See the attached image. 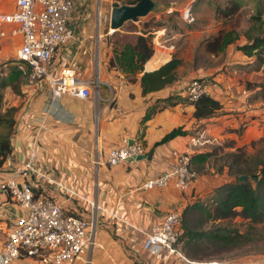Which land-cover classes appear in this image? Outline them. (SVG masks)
I'll return each instance as SVG.
<instances>
[{
	"label": "crops",
	"instance_id": "crops-1",
	"mask_svg": "<svg viewBox=\"0 0 264 264\" xmlns=\"http://www.w3.org/2000/svg\"><path fill=\"white\" fill-rule=\"evenodd\" d=\"M72 2L69 25L73 37L57 49L47 71L58 76L64 68H72L93 93L85 98L66 94L56 99L45 76L32 81L22 72L19 92L11 104L18 107L12 153L0 168V262L9 231L18 218L27 214V209L15 202L1 184L15 168L30 161L34 169L27 180L34 193L52 197L66 213L91 222L87 234L91 242L82 259L72 264H160V260L143 248L147 233L162 224L171 210L183 212L203 201L226 178H211L204 162V167L198 168L197 178L185 191L173 183L156 189H144L142 184L171 170L179 153L191 152L194 158L196 154L215 150L225 139H235L238 145L249 143L252 137L243 135L250 132L258 116L247 117L245 103L249 92H237L227 80L226 72H222L213 77L222 84L210 85V91L223 107L212 118H195L194 101L186 96L185 86L197 77L192 73L198 72L199 77L205 74L199 69L181 74L183 63L177 68L175 81L144 93L140 82L143 73L168 62L173 57L172 50L155 46L143 71L125 72L112 67L113 32L109 18L113 1ZM14 10L16 0H0V13ZM11 27L8 23L0 25L6 30ZM19 46L20 37L4 39L0 62L12 59L15 67ZM235 50L241 60L253 58L238 48ZM166 98H171L173 103L153 111L157 100L164 103ZM242 122L245 134L239 135L233 129ZM175 128H182L183 133L165 139ZM127 142L141 143L145 150L141 155L147 157L137 155L117 165L107 164L109 150ZM167 263L190 264L177 254ZM10 264L39 262L22 256Z\"/></svg>",
	"mask_w": 264,
	"mask_h": 264
},
{
	"label": "built area",
	"instance_id": "built-area-1",
	"mask_svg": "<svg viewBox=\"0 0 264 264\" xmlns=\"http://www.w3.org/2000/svg\"><path fill=\"white\" fill-rule=\"evenodd\" d=\"M112 1L121 3L120 0ZM72 5V0H16V10L0 13V25H12L9 30L0 28V49L4 39L20 37V46L16 51L17 68L32 81L45 76L56 99L66 94L85 98L93 93L92 88L82 83L72 68H64L58 76L50 75L47 71L57 49L73 37V29L69 25ZM167 11L172 12L173 9ZM182 17L188 22L195 20L192 4L184 8ZM171 39L167 29L163 28L156 31L154 43L174 50L175 44L170 42ZM185 92L190 101L211 95L209 83L198 77L189 80ZM144 152L141 143L127 142L123 146L112 147L105 162L117 165ZM97 163L100 161L97 160ZM32 169L28 161L15 168L13 174L1 184V188L15 202L27 209V214L18 218L9 231L2 247L0 264H10L22 256L33 257L39 264H72L82 259L91 242L87 237L91 222L66 213L61 204L48 195L37 196L27 180ZM197 176L192 169V153L182 152L175 158L171 170L148 179L142 188H164L173 183L176 188L185 191ZM181 220L182 212L171 210L162 224L155 225L147 233L144 250L160 260V264H168L169 258L175 254L190 264H204L189 259L179 250Z\"/></svg>",
	"mask_w": 264,
	"mask_h": 264
},
{
	"label": "rangeland",
	"instance_id": "rangeland-1",
	"mask_svg": "<svg viewBox=\"0 0 264 264\" xmlns=\"http://www.w3.org/2000/svg\"><path fill=\"white\" fill-rule=\"evenodd\" d=\"M120 1L122 4L123 0ZM155 1L156 7L147 16L140 17L137 21H127L122 28L118 29V34L116 35L117 46L119 47L123 40L134 41L136 36L134 34H126L124 31H135L137 33L145 32V35L150 37L155 48L154 37L156 31L166 28L167 33L172 38L170 42L175 44V48L172 50L173 55H177L183 61L181 74L192 73L199 69L205 75L199 77L200 75L197 72L196 74L192 73L193 76L202 78L209 85H220L222 84L221 81H216L213 77L219 73L226 72L227 80L237 92L239 90H244L246 94V91L249 92L245 103L248 109L247 117L258 116L255 128L253 127L255 124H251L253 126L246 135H243L245 130H242L243 136L252 137L249 139L250 141H257L256 147L251 145L248 147L250 153H255L264 144L262 141L259 142V139L264 136V91H261V89L264 90V61L261 62L255 56L251 59L241 60L235 49L238 48V45L245 43V32L254 25L252 17L264 12V0ZM191 4L193 5L195 20L188 22L184 20L182 14L184 8ZM235 4H238V10L232 14L227 13L226 11L231 10ZM170 8L173 9L172 12L167 11ZM145 19L149 20L147 28L144 25ZM231 30L240 35L239 39L228 49L214 52L213 56V52L209 50V42L220 32ZM157 48L163 49L159 46ZM11 60H1V76H9L8 74L13 68ZM15 85L10 84L3 90L4 108L11 105L16 99L19 87L18 83ZM244 122L240 123L239 127ZM227 140L225 139L224 141ZM222 152L218 151L215 155L207 158L205 167H208L207 172L210 173L211 178L213 176L225 177V182H227L229 180L227 168L224 167L222 171H218V167L225 164V155ZM203 167V163H193L194 170ZM211 168H213V171L210 170ZM215 194L214 189L208 196L204 197L203 201L209 202L211 198H214ZM213 228H226L233 233H244L247 234L248 238L246 243L240 246L221 249L206 239L199 242H189L187 237H181L178 243L179 250L189 259L196 262H204V264L211 262H218V264H264V223L253 225L243 218L236 217L231 220L210 221L203 226V230H211Z\"/></svg>",
	"mask_w": 264,
	"mask_h": 264
},
{
	"label": "trees",
	"instance_id": "trees-1",
	"mask_svg": "<svg viewBox=\"0 0 264 264\" xmlns=\"http://www.w3.org/2000/svg\"><path fill=\"white\" fill-rule=\"evenodd\" d=\"M138 1L123 0L122 4L132 5ZM238 8V4H235L231 10L226 12L232 14ZM263 14L264 12H260L252 17L254 25L245 32V43L238 45V49L245 55L255 56L261 62L264 61ZM148 19L144 20L145 28L149 26ZM117 31H113L110 36V42L113 45V56L110 58V65L125 72L143 71L144 64L154 54L150 37L146 36L145 32L124 31L126 34H134L136 36L135 40L132 42L123 40L118 47ZM239 36L234 30L222 31L209 42V50L215 53L224 50L229 45L234 44ZM182 63L180 57L173 55L168 62L158 69L144 72L140 78L143 92L159 90L168 83L175 81L177 68ZM21 74L22 71L15 65L8 77L0 75V168L3 167L12 153V134L18 112V107L15 105L4 108L3 90L10 84L14 86L18 83L19 85L22 78ZM261 91L264 90L261 89ZM161 101L162 99L157 100L153 111L158 106L163 108L173 103L171 98L163 99L164 103ZM193 104V116L199 120L216 116L223 107L221 100L212 95H203L195 100ZM151 114L152 111L147 114V117ZM244 128L245 125H241L239 128H235L234 131L240 135ZM181 133H183L182 128H175L165 136V139H170ZM261 141L264 143V136L259 139V142ZM256 144L257 141L251 140L249 143L238 145L235 139H228L211 152L196 154L194 158L192 154V169L194 170V160L196 163L204 164L207 158L215 155L218 151H223L225 164L218 167V171H222L224 167L227 168L229 180L215 187L216 194L209 202L198 201L182 212L180 239L181 237H187L189 242H199L206 239L221 249H230L246 243L247 234L233 233L226 228L203 230L204 224L210 221L231 220L236 217L243 218L253 225L264 223V144L255 153H250L248 150L250 145L256 147ZM194 171L198 174V168ZM243 175L247 176L245 180H241ZM189 213L191 214L189 215Z\"/></svg>",
	"mask_w": 264,
	"mask_h": 264
},
{
	"label": "water",
	"instance_id": "water-1",
	"mask_svg": "<svg viewBox=\"0 0 264 264\" xmlns=\"http://www.w3.org/2000/svg\"><path fill=\"white\" fill-rule=\"evenodd\" d=\"M155 7V0H139L132 5L114 2L110 14V28L112 31L118 30L122 28L127 21H137L138 18L147 16ZM139 157L146 158L147 156L140 155ZM246 178V175L241 176V180H245Z\"/></svg>",
	"mask_w": 264,
	"mask_h": 264
}]
</instances>
